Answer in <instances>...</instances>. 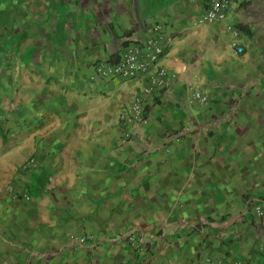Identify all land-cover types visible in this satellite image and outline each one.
Listing matches in <instances>:
<instances>
[{"label": "crops", "instance_id": "0c3cea01", "mask_svg": "<svg viewBox=\"0 0 264 264\" xmlns=\"http://www.w3.org/2000/svg\"><path fill=\"white\" fill-rule=\"evenodd\" d=\"M206 8L0 0V264H264V0L237 36ZM149 37L171 81L127 135L145 77L92 69Z\"/></svg>", "mask_w": 264, "mask_h": 264}, {"label": "built area", "instance_id": "2783aa9c", "mask_svg": "<svg viewBox=\"0 0 264 264\" xmlns=\"http://www.w3.org/2000/svg\"><path fill=\"white\" fill-rule=\"evenodd\" d=\"M233 0H207V8L202 18L204 22H225L226 28L233 36L239 35V28L231 20V4ZM153 29L160 31L158 24ZM163 36L160 35L159 39ZM169 41L170 37L165 36ZM237 52L243 49L240 46L236 48ZM164 53V47L158 38L149 37L146 40L135 42L125 47L115 60H99L94 63L92 76L99 78L122 77L133 78L138 75L145 77L146 81L141 86L139 92L135 95L132 102L127 105L120 113V123L127 135L134 132V127L139 123L148 120V106L156 93L167 87L171 81L168 71L159 64V59ZM195 97L200 102L205 103L207 97L201 92H194ZM31 165L35 166V160L29 158L23 165V169H28ZM13 190V188H11ZM26 196V195H25ZM255 212L258 216L264 217V202L255 206ZM134 243L135 237L129 236ZM87 240L84 236L71 234L68 238L70 244H83ZM121 264H137L133 261H124ZM211 264H224L222 260L212 261ZM235 264H243L237 261Z\"/></svg>", "mask_w": 264, "mask_h": 264}]
</instances>
